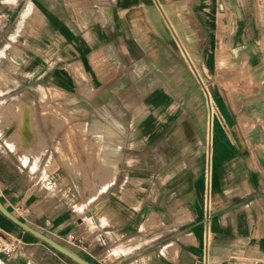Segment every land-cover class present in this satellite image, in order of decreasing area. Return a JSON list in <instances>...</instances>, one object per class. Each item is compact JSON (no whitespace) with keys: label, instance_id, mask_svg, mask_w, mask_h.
Listing matches in <instances>:
<instances>
[{"label":"crops","instance_id":"crops-1","mask_svg":"<svg viewBox=\"0 0 264 264\" xmlns=\"http://www.w3.org/2000/svg\"><path fill=\"white\" fill-rule=\"evenodd\" d=\"M164 6L178 18L191 7L213 35L211 59L224 51L217 28H243L248 6L264 11L256 0H0V111L17 124L7 108L23 107L39 139L32 146L17 124L11 145L1 119L0 201L90 264H264V196L228 211L243 197L229 191L230 172L255 169L233 162L232 99L217 90L224 121L212 126ZM240 34L236 51L249 57ZM253 165L264 171V160ZM0 264L76 263L0 213Z\"/></svg>","mask_w":264,"mask_h":264},{"label":"rangeland","instance_id":"rangeland-1","mask_svg":"<svg viewBox=\"0 0 264 264\" xmlns=\"http://www.w3.org/2000/svg\"><path fill=\"white\" fill-rule=\"evenodd\" d=\"M166 1L171 2L175 0ZM256 2H259V5H264V0H256ZM164 9L180 32V37H182L184 44L186 43L185 46L195 61L194 63L200 76L195 72L194 74L192 73L187 59L181 54L176 45L178 54L184 59L186 67H188L189 71L196 78L204 92L207 109L206 115L210 117L212 114L215 126L216 123L220 124L224 121L215 102V93H217V90L220 92L222 91L227 93L232 99L230 110L233 114L234 126L231 128V134L228 135V137L230 139L232 138L233 148L237 153L233 162H247L251 167H255V169L249 170L248 172H230L229 191H231L232 195H243L242 198H234V201L231 203L233 205L228 210L233 214L232 218H235L239 215L237 211H240V207L244 206L245 208L248 205L250 208V203L253 200L257 201L261 196H264V190H262L264 185V171L257 170L256 166L253 165L254 163L262 162L264 160V92H262V95H259L255 100L248 101L242 100L244 97H242L241 93L243 88L256 89L257 86H259L258 92H261V86L264 88L263 8L261 6H248V10L243 11L245 18L244 22L246 24L243 28H217V31H219L217 49H223L225 52H218V55L221 56L213 59L208 58V53L210 51L208 39L213 35H209L207 28L198 23L191 7L185 8V16H181L179 13V18L175 15V11L168 9L166 6H164ZM242 29L243 40L245 38L248 39L249 50V57L244 56L243 58L239 57V53L236 51H239L240 49V33ZM195 55L197 57H195ZM225 55L226 57H224ZM253 68L254 73L251 72ZM208 91L210 92L209 103L207 98V96L209 97ZM237 98L241 99L237 101ZM7 109L9 114L13 116V120L15 122L17 121L18 127L21 131L27 129L30 130L34 138H30L29 143L32 146L36 145V143L39 142V139L28 118L29 113L23 107H8ZM3 112L0 111V127L7 126V123L4 124L1 122L2 118L6 119L9 124V130L5 131L4 129L5 137L12 134L9 138V142L11 145H15L17 142V138L15 137L17 124H11L12 120ZM207 116H205L204 119L202 132H204V130L207 131ZM91 131L94 139L101 140L99 134L101 131L100 128L93 127L91 128ZM220 132V129L217 128L216 133L219 134ZM30 152L35 159V163H37L39 161L40 152L35 150H31ZM36 154H39L37 155L38 159L35 158ZM28 156L29 154H27V157ZM89 158V164L92 166V170H96L97 155L90 154ZM206 162V155L204 154V166L202 170L204 179H206L207 176ZM89 175H93L91 171H89ZM247 187L250 192L248 195H246ZM227 195L230 197L229 193H227ZM238 206V210H233V208H237ZM248 211H250V209ZM259 214L261 215V211H254L249 215L254 218L255 222H257L260 217ZM243 262L244 263L241 262L240 264H246L245 261Z\"/></svg>","mask_w":264,"mask_h":264},{"label":"water","instance_id":"water-1","mask_svg":"<svg viewBox=\"0 0 264 264\" xmlns=\"http://www.w3.org/2000/svg\"><path fill=\"white\" fill-rule=\"evenodd\" d=\"M0 213L11 223L19 227L20 229L24 230L25 232L33 235L37 239L41 240L42 242L46 243L48 246H50L55 251L59 252L60 254L64 255L65 257L69 258L76 264H90L88 261H86L84 258H82L80 255H78L76 252L72 251L68 247L56 242L55 240L51 239L50 237L46 236L42 232L36 230L35 228L28 225L26 222H24L22 219H20L18 216L10 212L4 204L0 201Z\"/></svg>","mask_w":264,"mask_h":264},{"label":"bare ground","instance_id":"bare-ground-1","mask_svg":"<svg viewBox=\"0 0 264 264\" xmlns=\"http://www.w3.org/2000/svg\"><path fill=\"white\" fill-rule=\"evenodd\" d=\"M154 1H156V0H154ZM157 3V2H156ZM162 3V2H161ZM165 13V12H164ZM166 15V18H167V20H168V24H167V26H168V28H169V31H170V33H171V35H172V38L173 39H175V41L177 42V44L179 45V48H180V50L182 51V53H183V55H184V57L187 59V62H188V64H189V66L193 69H195V71H196V74L197 75H199L200 76V73H199V71H198V69H197V67H196V65H195V61H194V59H193V57H192V55L190 54V52L188 51V49L186 48V46H185V44H184V41H183V39H182V37H180V35H179V32H178V30H177V28H176V26H175V24L173 23V21L170 19V17L167 15V14H165ZM166 22V21H165ZM208 95H209V98H210V92L208 91ZM214 106V105H213ZM215 108V107H214ZM211 123H212V126H214V119H213V116L211 117ZM37 155H39V154H36V156H35V158L36 159H38V156ZM208 194H207V204H208Z\"/></svg>","mask_w":264,"mask_h":264},{"label":"built area","instance_id":"built-area-1","mask_svg":"<svg viewBox=\"0 0 264 264\" xmlns=\"http://www.w3.org/2000/svg\"><path fill=\"white\" fill-rule=\"evenodd\" d=\"M70 240L75 241V237L70 236ZM17 246H18V242L16 241L8 242L2 245V250L8 255H12L15 253Z\"/></svg>","mask_w":264,"mask_h":264}]
</instances>
